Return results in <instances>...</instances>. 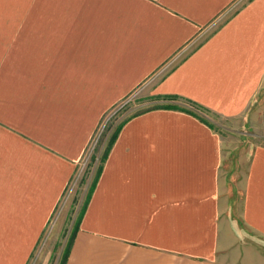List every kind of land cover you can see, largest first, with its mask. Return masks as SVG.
I'll return each instance as SVG.
<instances>
[{"label":"crops","instance_id":"obj_1","mask_svg":"<svg viewBox=\"0 0 264 264\" xmlns=\"http://www.w3.org/2000/svg\"><path fill=\"white\" fill-rule=\"evenodd\" d=\"M263 87L264 0H0V264L134 94L63 264H264V145L231 140Z\"/></svg>","mask_w":264,"mask_h":264},{"label":"rangeland","instance_id":"obj_2","mask_svg":"<svg viewBox=\"0 0 264 264\" xmlns=\"http://www.w3.org/2000/svg\"><path fill=\"white\" fill-rule=\"evenodd\" d=\"M150 106V104L145 103V99L141 94H134L124 103L114 107L105 115L91 142L87 155L61 198L29 264H63L69 244L77 227L85 202L90 194L97 170L103 161L104 152L108 147L112 133L121 125L129 114L144 110ZM188 106L192 105L188 104ZM256 109L260 111L262 127L259 128L262 129L263 132H260V130H258L259 128L256 127L254 123H250L246 127L232 130V142H237V144L238 142H245L244 145L247 144L248 148L256 144L264 145V87L256 102ZM202 114L214 120L217 123V128H219V131L223 135L229 133V131H227L228 128L223 125H227V123L223 122L222 118L205 111H203Z\"/></svg>","mask_w":264,"mask_h":264},{"label":"trees","instance_id":"obj_3","mask_svg":"<svg viewBox=\"0 0 264 264\" xmlns=\"http://www.w3.org/2000/svg\"><path fill=\"white\" fill-rule=\"evenodd\" d=\"M121 126V125H120ZM120 126L115 130V133H113V135H112V137H111V139H110V141H109V145L113 142V140L115 139V136H116V133H117V131L120 129ZM106 156V154L104 153V156H103V159H104V157ZM100 169H101V165L99 166V168H98V170H97V173H96V175H95V180H96V178H97V176H98V173H99V171H100ZM95 180H94V182H95ZM93 185H94V183H93ZM93 185H92V187H93ZM92 187H91V190H92ZM66 257V256H65ZM65 260V259H64Z\"/></svg>","mask_w":264,"mask_h":264}]
</instances>
